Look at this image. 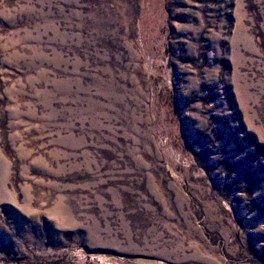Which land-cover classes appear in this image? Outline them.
I'll use <instances>...</instances> for the list:
<instances>
[{
    "label": "rangeland",
    "instance_id": "374dc122",
    "mask_svg": "<svg viewBox=\"0 0 264 264\" xmlns=\"http://www.w3.org/2000/svg\"><path fill=\"white\" fill-rule=\"evenodd\" d=\"M0 264H264V0H0Z\"/></svg>",
    "mask_w": 264,
    "mask_h": 264
}]
</instances>
